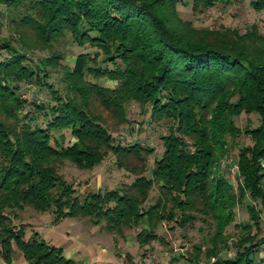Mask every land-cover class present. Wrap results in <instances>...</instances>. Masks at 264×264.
I'll return each instance as SVG.
<instances>
[{
  "label": "trees",
  "instance_id": "obj_1",
  "mask_svg": "<svg viewBox=\"0 0 264 264\" xmlns=\"http://www.w3.org/2000/svg\"><path fill=\"white\" fill-rule=\"evenodd\" d=\"M187 0H0L48 47L67 34L80 52L62 65L61 52L32 60L11 36L0 32V259L14 264L16 250L27 264H80L61 245L38 230L17 223L18 211H51L53 222L89 216L95 224L123 234L142 226L140 246L163 240L162 222L181 228L196 221L207 237L189 254L169 264H255L264 250V33L257 23L237 27H197L184 19ZM223 0H192L202 12ZM250 5L264 12V0ZM0 28L2 23L0 21ZM62 66L63 87L49 78ZM101 78L117 82L103 85ZM45 86L49 103L28 101L22 82ZM141 106L151 121L166 123L162 155L146 174L154 148L139 140H116L97 111V103L129 121L126 108ZM30 108L25 110L26 105ZM247 114L240 126L236 118ZM250 142L240 145V138ZM239 147L236 186L220 170L225 153ZM113 153L118 167L135 176L119 188L81 192L61 173L65 161L93 169ZM160 194L145 206L154 186ZM260 203V208L257 203ZM245 205L249 218L236 220ZM236 229V239L227 233ZM173 227V226H172ZM233 240V241H232ZM233 242L235 254L220 253ZM126 264L133 263L129 254ZM214 259L213 261H211ZM111 264V263H108Z\"/></svg>",
  "mask_w": 264,
  "mask_h": 264
},
{
  "label": "rangeland",
  "instance_id": "obj_2",
  "mask_svg": "<svg viewBox=\"0 0 264 264\" xmlns=\"http://www.w3.org/2000/svg\"><path fill=\"white\" fill-rule=\"evenodd\" d=\"M250 1L223 0L202 12H195L192 9V0H187V2L183 1L179 4V10L184 19L192 21L197 27L220 28L229 26L237 27L241 32H245L252 23H257L259 30L264 33V12L255 10L250 5ZM21 11L7 10L5 5L0 2V21L2 23L0 32L2 36L13 37L14 45L21 52L23 51L21 49L22 39L32 45V48L23 47L32 60L48 57L54 52H61L64 55V58L60 60L62 65L72 66L77 54L92 50L88 47H79L69 34L55 41L50 47L35 42L34 30L20 20ZM7 54L9 53L4 51L0 57L2 58ZM55 71L57 72L52 73L49 81L56 88L61 89L63 87L61 78L64 75L62 66ZM91 79L111 87L117 85L116 81L107 78ZM20 87L23 98L28 99L29 102L32 100L44 103L52 101L49 90L45 86L38 85L35 81H24L20 84ZM29 108L30 104H27L25 110ZM102 108L97 103V111L102 115L105 126L116 140L125 142L139 140L142 144L154 148V152L148 157L147 163L146 174L150 175L155 159L160 157L164 151L161 136L168 132L166 123L164 121H151L149 114H143L140 104L135 101L131 102L126 108V116L129 121H123L113 112ZM236 122L238 125L244 126L247 122V114H241L236 118ZM248 142L250 140L247 137H242L239 144L242 145ZM238 152L239 147L228 150L221 158L220 167L222 173L235 186L239 181L238 170H235ZM60 171L66 180L72 182L81 192L119 188L132 182L135 178L133 174L118 167L116 156L113 153H110L101 164L93 169H82L71 161H65ZM159 194V188L155 185L145 206L155 202ZM256 203L257 207L260 208V203ZM18 213L19 216L15 221L28 226V236L32 229L38 230L51 243L61 245L67 256L75 258L80 264H126L127 254L136 264H169L175 256L189 254L194 244L201 243L207 237V229H203L204 226L200 221H196L193 226L186 228H181L175 222L164 221L155 228V232L163 240L156 239L145 246H140L137 234L142 229L141 225L125 228L124 233L121 234L105 229L102 223L95 224L89 216L67 218L60 223H54V215L51 211L39 212L27 207L23 211H18ZM236 214L237 222H243L249 218L245 205H238ZM262 226L264 227V212L262 213ZM262 230L264 235V228ZM227 233L231 235L233 240L236 239L237 232L233 225L228 227ZM232 241L230 246L220 253L222 258L231 257L235 254ZM256 253L257 262L255 264H264V250ZM179 263L186 264L182 261H179ZM0 264L6 263L0 259ZM14 264H27L23 254L18 250L15 253ZM201 264H211L204 254L201 257Z\"/></svg>",
  "mask_w": 264,
  "mask_h": 264
},
{
  "label": "built area",
  "instance_id": "obj_3",
  "mask_svg": "<svg viewBox=\"0 0 264 264\" xmlns=\"http://www.w3.org/2000/svg\"><path fill=\"white\" fill-rule=\"evenodd\" d=\"M235 170H238V166L236 165V169Z\"/></svg>",
  "mask_w": 264,
  "mask_h": 264
}]
</instances>
